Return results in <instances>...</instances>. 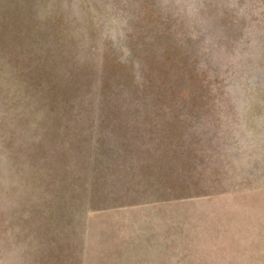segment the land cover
I'll use <instances>...</instances> for the list:
<instances>
[{
  "label": "rangeland",
  "instance_id": "374dc122",
  "mask_svg": "<svg viewBox=\"0 0 264 264\" xmlns=\"http://www.w3.org/2000/svg\"><path fill=\"white\" fill-rule=\"evenodd\" d=\"M0 264H264V0H0Z\"/></svg>",
  "mask_w": 264,
  "mask_h": 264
}]
</instances>
